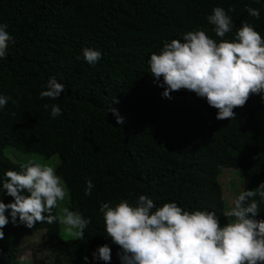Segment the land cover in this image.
Wrapping results in <instances>:
<instances>
[{"label": "trees", "instance_id": "1", "mask_svg": "<svg viewBox=\"0 0 264 264\" xmlns=\"http://www.w3.org/2000/svg\"><path fill=\"white\" fill-rule=\"evenodd\" d=\"M215 6L232 9L234 27L225 37L206 19ZM248 6L260 10L259 19ZM242 22L264 36V0H0V23L15 37L0 57V92L11 97L0 107V178L8 169L21 170L5 153L8 145L47 158L58 154L56 171L70 191V209L91 217L83 239H62L59 222L33 228L9 222L0 239V264H22L23 237L42 229L41 242L32 248L35 264L45 263L40 255L50 248L56 264H76L79 254L91 259L105 243L112 250L107 264H120V247L107 237L100 202L134 204L140 194L157 206L175 201L185 210L215 211L223 225L229 200L220 178L228 168L239 171L237 194L254 190L259 200L264 99L250 95L234 108L236 117L218 120V110L194 92L163 96L148 64L165 40L196 29L217 41L232 40ZM85 47L101 50L95 66L83 58ZM51 75L66 85L57 100L40 97ZM52 104H59L61 115L51 117ZM108 107L118 109L123 124ZM88 179L94 188L85 196ZM0 199L14 198L0 190ZM260 212L264 218V203Z\"/></svg>", "mask_w": 264, "mask_h": 264}, {"label": "clouds", "instance_id": "2", "mask_svg": "<svg viewBox=\"0 0 264 264\" xmlns=\"http://www.w3.org/2000/svg\"><path fill=\"white\" fill-rule=\"evenodd\" d=\"M247 10L259 19V9L248 6ZM230 11L215 6L206 17L219 37H225L234 27ZM7 28L6 23H0V57L6 55L9 43L15 39ZM182 37L165 40L160 51L151 53L148 60L153 83L163 88V96L171 98L181 89L194 92L218 110V120L236 117L234 108L244 106L250 95L264 99V36L253 25L242 22L232 40L217 41L203 29L186 31ZM83 58L95 66L102 52L85 47ZM65 87L51 75L40 97L57 100ZM9 99L0 92V107ZM108 111L118 123H124L118 109L108 107ZM61 114L59 104H52L51 117ZM93 188V181L86 180L84 195L90 196ZM258 189L259 200L254 199L257 191L247 189L230 197L225 216L233 219L223 225L215 211H189L175 201L157 206L147 194H140L134 204L125 199L114 206L110 200L101 201L99 211L107 237L120 247V264H264V218H258L260 204L264 203V182ZM0 190L14 198L8 203L0 199V239L9 222L29 228L37 222H59L69 235L80 239L91 223V217L79 209L61 205L70 197V191L50 164L30 159L20 171L6 170L0 178ZM56 208L59 213L54 214ZM111 251L107 243L98 246L91 259L83 256L82 264H107L112 259Z\"/></svg>", "mask_w": 264, "mask_h": 264}, {"label": "rangeland", "instance_id": "3", "mask_svg": "<svg viewBox=\"0 0 264 264\" xmlns=\"http://www.w3.org/2000/svg\"><path fill=\"white\" fill-rule=\"evenodd\" d=\"M259 116H260V121L262 125L261 134H260V143L262 146H264V110L260 111ZM5 153L12 160H14L15 162L21 163V164L26 163L30 159H34L36 162H39V163L50 164L56 169L57 164L60 162V157L58 154H54L50 158H47L45 157V155L41 153H29V152L21 151L13 145H8L6 147ZM220 180L223 183L224 196L227 197V199L230 201V197L237 194L236 189L241 185V177H240L239 171L232 169V168H228L224 171V174L221 176ZM61 205L68 206L70 208L69 198L66 199L65 201H62ZM229 207H230V203L227 208V211ZM58 212H59V209H58ZM228 218H229L228 222H231V220L233 219L232 217H228ZM44 232L45 230L42 229L35 234L26 235L23 237L21 241V250H20V255H19L20 260L23 262L22 264H35L32 248L41 242L42 235L44 234ZM60 236L64 240L71 238V237H75V236L69 235L66 232L63 225H61ZM52 250L53 249L50 248V249L44 250L41 253L40 259L43 261L44 259H46L44 264H56L54 262L55 257H53L56 254ZM84 255H88V254L85 252H82L81 254L77 256L76 264H82Z\"/></svg>", "mask_w": 264, "mask_h": 264}]
</instances>
